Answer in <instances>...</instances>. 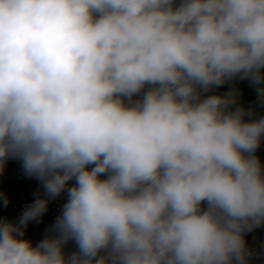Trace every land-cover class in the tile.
<instances>
[{"label": "clouds", "instance_id": "clouds-1", "mask_svg": "<svg viewBox=\"0 0 264 264\" xmlns=\"http://www.w3.org/2000/svg\"><path fill=\"white\" fill-rule=\"evenodd\" d=\"M242 81L264 107V0H0V173L43 189L0 219V264H252L264 115Z\"/></svg>", "mask_w": 264, "mask_h": 264}, {"label": "rangeland", "instance_id": "rangeland-1", "mask_svg": "<svg viewBox=\"0 0 264 264\" xmlns=\"http://www.w3.org/2000/svg\"><path fill=\"white\" fill-rule=\"evenodd\" d=\"M33 187L41 188L39 181L25 176L19 160L9 159L3 172L0 173V192H3L10 202L7 207L0 203V219L7 218L14 205L20 203ZM38 225H42V223H38ZM256 231L250 236L252 243L249 246L256 250L264 249V227L256 229ZM252 264H264V259L259 258Z\"/></svg>", "mask_w": 264, "mask_h": 264}, {"label": "built area", "instance_id": "built-area-1", "mask_svg": "<svg viewBox=\"0 0 264 264\" xmlns=\"http://www.w3.org/2000/svg\"><path fill=\"white\" fill-rule=\"evenodd\" d=\"M38 190L41 192V194H43L42 188H37V187L31 188L27 193L26 198L20 203L14 205L10 215L6 219L16 222L20 214L25 209V207L29 205L36 198L35 193ZM66 200H67L66 193H62L55 200L50 201L48 205V211L43 215V217L39 220V222L32 221L28 224L24 238L31 240L33 245H35L41 239L45 238L46 235L50 234L49 229L53 225L56 217L60 214L62 206L66 202ZM38 223H42V225H38ZM74 250H75V244L73 242H69L67 245H65L66 253H71Z\"/></svg>", "mask_w": 264, "mask_h": 264}, {"label": "trees", "instance_id": "trees-1", "mask_svg": "<svg viewBox=\"0 0 264 264\" xmlns=\"http://www.w3.org/2000/svg\"><path fill=\"white\" fill-rule=\"evenodd\" d=\"M237 86L240 89L241 95H240V101L241 103L247 108V107H253L256 109V114L259 115H264V107H258L256 106L253 102L256 99V93L255 90L250 86V84L247 81H242V82H238ZM230 86L229 85H225L222 88L218 89L217 91L219 92H224L227 91L228 88ZM257 156L260 157L261 162L264 163V142H262L260 148L257 150L256 153ZM70 183H74V181H71ZM257 231L255 230L253 232L256 233ZM250 236H252V233H250L246 239L248 244L250 245L252 242L250 241ZM257 252L262 253V255L259 256V258L264 259V249H259L257 250ZM259 258H253L252 263H254L257 259Z\"/></svg>", "mask_w": 264, "mask_h": 264}, {"label": "crops", "instance_id": "crops-1", "mask_svg": "<svg viewBox=\"0 0 264 264\" xmlns=\"http://www.w3.org/2000/svg\"><path fill=\"white\" fill-rule=\"evenodd\" d=\"M28 192H29V191H28ZM26 196H27V195H26ZM25 198H26V197H25ZM25 198H24V199H25ZM24 199H23V200H24ZM23 200H22V201H23ZM17 204H18V203H17Z\"/></svg>", "mask_w": 264, "mask_h": 264}]
</instances>
